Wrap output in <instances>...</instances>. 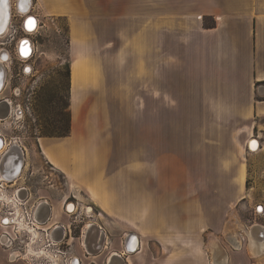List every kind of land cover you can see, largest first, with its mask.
Listing matches in <instances>:
<instances>
[{
  "label": "crops",
  "instance_id": "1",
  "mask_svg": "<svg viewBox=\"0 0 264 264\" xmlns=\"http://www.w3.org/2000/svg\"><path fill=\"white\" fill-rule=\"evenodd\" d=\"M37 5L47 17H64L71 34L69 131L65 136H44L40 143L43 157L52 169L66 174L67 183L74 179V186L94 193L91 199L105 212L111 203L119 217L134 204L137 209L135 229L114 232L112 220L102 222L110 247L94 254L98 248L90 245L94 255L87 261L264 264V249L253 257L247 244L252 239L244 231L258 226L254 234L264 241V221H239L236 227L234 217L225 219V212H220L223 200L218 192L209 194L200 188L194 197L191 188L178 190L182 186L177 180L173 189L162 191L160 167L155 162L133 177L128 168L113 172L110 167H91L84 157L111 153L112 134L128 129V116L105 110L113 103L114 91L120 85L132 93L151 88V100L141 98L138 103L152 105L151 119L145 115L131 119L143 121L139 128L153 133L157 143L149 151L142 146L137 153H158L162 120L177 121L179 152L184 154V169L190 171L192 122L206 123L208 128L201 129L199 137L208 139L217 154L233 155L239 163L233 159L231 167L223 162L202 165L203 171L214 168L222 172L216 177L202 175L200 187L237 186L232 201L244 198L241 186L246 177L240 158L251 154L245 150L250 138L259 143L252 155L264 147L259 136L264 125V0H37ZM162 90L174 96L177 107L176 113L165 114L163 119ZM115 118L125 119L126 124L112 125ZM145 118L151 126L145 124ZM19 146L21 150L18 147L15 152H25ZM226 169L231 171L227 177ZM184 180L192 185L191 178ZM194 201L199 202L200 210L194 209ZM209 201L216 202L212 211ZM115 203H120L121 210ZM127 234L136 238L129 246L138 243L139 248L126 254L121 250ZM77 252L81 254L79 247ZM0 264L24 263L9 261L0 248Z\"/></svg>",
  "mask_w": 264,
  "mask_h": 264
},
{
  "label": "rangeland",
  "instance_id": "2",
  "mask_svg": "<svg viewBox=\"0 0 264 264\" xmlns=\"http://www.w3.org/2000/svg\"><path fill=\"white\" fill-rule=\"evenodd\" d=\"M31 1L30 14L36 15L39 19L38 29L32 35L35 42V51L32 58L28 61L33 67V75L22 74L21 78L18 80V84H20L21 88H29L28 93H31L30 101L26 103L28 110L25 108L26 105L23 104L22 108L26 111L25 119H19L17 117L0 122V133L5 136L7 142L13 139L17 140L20 145L23 146L26 153L25 167L19 181H26L28 185L32 186L33 190H38L36 194L40 196L46 194V188L44 189L46 179L44 176L48 174L47 179L57 184L47 189L56 209L59 206V200L63 194L71 195L73 193L78 196L80 203L89 202L95 206L97 211H101L104 214L101 218L103 222L108 224V222L112 220L113 224L111 226L114 228V232L123 230L122 228L126 230L135 229L137 220V209L135 204L132 209H129L131 211L124 213L123 217H119L114 213V205L112 203L110 204L109 212H105L91 199L93 195H95L94 193L91 192L89 195L87 192L83 191L80 186H77L78 188L74 186V184H76L74 179H71L70 184L67 183L66 174L59 170L52 169V166L48 164L43 157L40 148L42 138L44 136L60 137L61 135H66L69 131L70 110L68 103V86L71 60L68 44L71 34H69V25L64 17H47L43 15L40 6L37 5V0ZM14 19L15 23L13 22L12 27H8V34L1 40L9 39V34L13 33L14 29L16 30L15 41L21 36L20 24L22 16L15 13ZM19 63V60L16 59L10 65L13 74L18 73L20 68H22L23 65ZM9 92H11V90L6 88L3 93L9 95ZM169 97H171L172 100H169ZM173 97V95H169L168 91L162 90V100L165 101L161 106L162 119L165 114L177 112ZM133 98L137 100L134 101ZM141 98L146 99V101H148V99L151 100V88L140 89L132 93L120 85L119 89L114 91L113 103L106 106L105 110L111 114L128 116L129 119L126 120L128 121V129L126 128L123 130L122 134H118V132L112 134L111 153H88L84 156L85 159L91 162V167L95 165H98L99 168L103 167L106 169L110 167L113 172L120 168H128L130 175L133 174V177H138L142 171L145 172L151 169L155 162L158 164V167H160L162 191L166 187L168 189H173V181H181L182 187L177 186V189H182L184 191L186 188H191L194 197L196 194H200V188H203L209 194H216L218 192L221 197L220 199L223 200L220 202L222 205V207L220 205V212H225V219L228 217L233 219L234 217L236 227H239V221L246 223L254 222V220L257 222L264 221V214H255L254 212L256 208L257 210L264 208V147L260 153L252 155V152L255 150H249L247 146H245L246 152L251 154L246 156L242 155L240 158L243 169L242 172H244V177H246L241 186V194L244 195V198L233 202L232 200L234 199L231 196L237 191V186L219 185L200 187L199 185L202 175L216 177L218 176V172L220 174L222 172L214 168H205L203 171L200 167L206 165L207 162H212L213 164L216 162H223L224 165H229L230 167L233 165V159H235L236 164L239 163L233 155L217 154L213 151V146L208 145V139L199 137L201 129L208 128L206 123H201L196 120L192 122L194 135L191 139L192 152L190 162L192 164V169L190 171L184 169V154H180L179 152L180 139L176 135L180 126L177 121L165 122L162 120L158 153H142L141 151L137 153L136 150H139L142 146H145V149L149 151L148 148L150 147V149H152V146H156L157 143V137H154L153 133H150L148 130L142 131L141 127L139 128L143 121L140 122L136 117L131 119L134 115H145L150 117V119L152 117V105L138 104L141 103ZM115 119L116 121L113 120L114 123L112 122L114 126L120 124L122 121L123 124L124 122L126 124V121H124L125 119ZM145 124L151 126V122H148V118H145ZM263 129L264 125L259 136L264 146ZM87 172L93 173L94 170H87ZM230 172L229 169H226L225 177H227L228 174L230 175ZM184 178H187V180L191 178L192 185L190 186L189 182L188 185H186L187 183ZM125 182L126 178L124 182H118L117 187H121ZM56 187L58 188L56 189ZM79 188L81 190H79ZM214 204H216V202L212 203L209 201V209L211 211L213 210L211 208ZM116 205V208L121 210L120 203ZM194 209L200 210L199 202L194 201ZM106 215H109V217ZM236 227L235 229H237ZM228 250H231L229 246ZM252 256L255 257L256 255Z\"/></svg>",
  "mask_w": 264,
  "mask_h": 264
},
{
  "label": "built area",
  "instance_id": "3",
  "mask_svg": "<svg viewBox=\"0 0 264 264\" xmlns=\"http://www.w3.org/2000/svg\"><path fill=\"white\" fill-rule=\"evenodd\" d=\"M28 19L33 20V18ZM1 107L7 110L0 114V122L17 118L19 115L18 106L14 107L10 96L0 98ZM19 145L20 143L15 139L7 142L5 136L0 133V248L12 262L94 264L86 263V258L108 249L111 244L101 220L103 213L97 211L89 202L80 203L78 196L73 193L61 196L59 212L51 203V197L42 198L29 190L22 193L20 188L14 186L15 173L11 169V156L12 153H16L15 148L20 149ZM4 154H7V160L1 165ZM44 178L49 188L56 185L54 181L53 183L47 179L48 174H45ZM43 202L47 205L45 209ZM68 206L72 208L69 209ZM254 212L264 214V211L257 208ZM89 234L91 242L87 240ZM99 235H104L101 244L97 243ZM134 238V235L127 234L122 239V253H133L138 250V243L133 248L129 246L132 240L136 239ZM94 244L98 250L92 254L90 245L94 247ZM78 247L81 249V254L77 252Z\"/></svg>",
  "mask_w": 264,
  "mask_h": 264
},
{
  "label": "flooded vegetation",
  "instance_id": "4",
  "mask_svg": "<svg viewBox=\"0 0 264 264\" xmlns=\"http://www.w3.org/2000/svg\"><path fill=\"white\" fill-rule=\"evenodd\" d=\"M21 2L24 3V7H27V10L24 11V13L21 11L23 7L19 6L20 2L18 3V0H0V26H1L0 30H2V34H0V98L4 99V96L11 97L12 95L11 101L14 107L18 106L19 115L17 117L19 119H25L26 111L22 108V105L23 104L26 105V103L30 101L31 93H28L29 88H26V87L21 88L20 84H18V80L21 78L22 74L31 75V76L33 75L32 74L33 67L28 61L32 58L33 53L35 51V44H34L35 42L33 40L32 35L38 29V26H35L37 25L35 22V19L38 20V23H39V19L36 17V15L30 14V8L32 5L31 0H21ZM15 13L22 16V20L20 24L21 36H19V38L15 41L16 30L14 29V32H13L14 34L13 33L9 34L10 35L9 39L7 38L6 40H1L6 36V34H8V27H12L13 22L15 23V19H14ZM28 18H33L35 22L34 28L32 30H28L25 27L26 21L29 20ZM2 19H5V22H6V29H4V31L2 29V24H1ZM22 41H27V44L24 45L26 49L27 47L29 48L27 56L21 55V42ZM16 59L19 60L20 62L19 64H22L23 66L22 68H20L18 73L13 74V71L10 65ZM6 88H9V90H11V92H9V95L7 93H3ZM25 108L26 110H28L27 105ZM6 110L7 108L1 107L0 114L5 113ZM12 154L13 155L11 156V166H12L11 169H12V172L15 173V181H16L14 183V186L20 188L22 193H25L26 190L27 191L29 190L31 193L32 192L37 193L38 190H33L32 186L28 185L26 181H23V182L19 181V179L21 178L22 171L25 167V160H26L25 152L22 151L21 153L19 152V153H12ZM45 188H46V194L40 195V196H42V198L51 197L47 192V189L49 188V185L47 184V182L45 184L44 189ZM27 194L28 192H26V195ZM43 204L45 207H47L45 202H43ZM63 219L64 218H61V220ZM99 236L100 237H98L97 243L101 244L104 240V235H99ZM86 259H89V257ZM85 262L88 263L87 260H85ZM90 262L94 263L93 261H90Z\"/></svg>",
  "mask_w": 264,
  "mask_h": 264
},
{
  "label": "bare ground",
  "instance_id": "5",
  "mask_svg": "<svg viewBox=\"0 0 264 264\" xmlns=\"http://www.w3.org/2000/svg\"><path fill=\"white\" fill-rule=\"evenodd\" d=\"M20 2V5L19 6H21V7H23V9H21V11L24 13V11H26L27 10V7H24V3H22L21 2V0H18V3ZM27 15H29V14H27ZM25 18V17H24ZM23 18V19H24ZM38 20H36L35 19V22H36V24L37 25H35V26H38V22H37ZM1 24H2V29H3V31H4V29H6V22H5V19H2L1 20ZM0 28H1V26H0ZM5 33V32H4ZM0 34H2V30H0ZM250 139H252V138H250ZM249 139V140H250ZM249 140H248V143L246 144L248 147H249V150H256L257 148H258V146H259V143H258V141H257V139H255V140H251L250 142H249ZM68 208L69 209H71L72 207L71 206H68ZM256 227H258V226H255L254 228L252 227L249 231H247V230H244L245 232H246V234L248 233V236L249 237H251V239L253 240V241H255V243L252 241V240H250V242L248 243V250H249V252L251 253V255H257V254H259L260 252H261V250L262 249H264V241H258L256 238H257V236L254 234V232L256 231L255 229H256ZM263 230V229H262ZM263 236H264V232H263ZM238 246V245H237ZM212 250H216L215 248H213ZM217 254H219V253H217Z\"/></svg>",
  "mask_w": 264,
  "mask_h": 264
},
{
  "label": "snow or ice",
  "instance_id": "6",
  "mask_svg": "<svg viewBox=\"0 0 264 264\" xmlns=\"http://www.w3.org/2000/svg\"><path fill=\"white\" fill-rule=\"evenodd\" d=\"M34 24H35L34 20L29 19L28 21H26L25 27L28 30H32L34 28ZM26 44H27V41H22L21 42V55L22 56H27V54H28L27 49L24 47V45H26ZM258 210L264 211V209H258Z\"/></svg>",
  "mask_w": 264,
  "mask_h": 264
},
{
  "label": "water",
  "instance_id": "7",
  "mask_svg": "<svg viewBox=\"0 0 264 264\" xmlns=\"http://www.w3.org/2000/svg\"><path fill=\"white\" fill-rule=\"evenodd\" d=\"M27 51H29V48H28V47H27ZM251 140H255V138L250 139L249 142H250ZM248 144H249V143H248ZM247 148L249 149L248 146H247ZM6 160H7V154H4V155L2 156V158H1V165L4 164V163L6 162Z\"/></svg>",
  "mask_w": 264,
  "mask_h": 264
},
{
  "label": "trees",
  "instance_id": "8",
  "mask_svg": "<svg viewBox=\"0 0 264 264\" xmlns=\"http://www.w3.org/2000/svg\"><path fill=\"white\" fill-rule=\"evenodd\" d=\"M67 134H68V133H67ZM67 134H66V135H67ZM61 136H65V135H61Z\"/></svg>",
  "mask_w": 264,
  "mask_h": 264
}]
</instances>
